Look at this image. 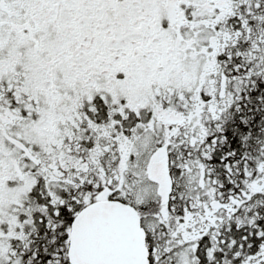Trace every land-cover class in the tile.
<instances>
[{"label": "snow or ice", "instance_id": "obj_1", "mask_svg": "<svg viewBox=\"0 0 264 264\" xmlns=\"http://www.w3.org/2000/svg\"><path fill=\"white\" fill-rule=\"evenodd\" d=\"M0 264H264V0H0Z\"/></svg>", "mask_w": 264, "mask_h": 264}]
</instances>
